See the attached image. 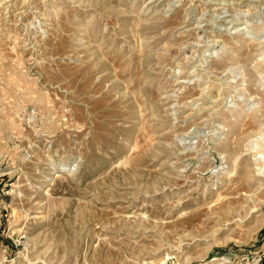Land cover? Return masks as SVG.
Listing matches in <instances>:
<instances>
[{
  "label": "rangeland",
  "instance_id": "rangeland-1",
  "mask_svg": "<svg viewBox=\"0 0 264 264\" xmlns=\"http://www.w3.org/2000/svg\"><path fill=\"white\" fill-rule=\"evenodd\" d=\"M262 184L264 0H0V264H264Z\"/></svg>",
  "mask_w": 264,
  "mask_h": 264
},
{
  "label": "bare ground",
  "instance_id": "bare-ground-1",
  "mask_svg": "<svg viewBox=\"0 0 264 264\" xmlns=\"http://www.w3.org/2000/svg\"><path fill=\"white\" fill-rule=\"evenodd\" d=\"M57 177V176H56ZM263 185L264 184H262V187H263ZM254 199V198H253ZM240 205V204H239ZM254 206V205H253ZM241 207V206H240ZM239 207V208H240ZM242 209H245L244 211H248V209H247V207L245 206V204L244 205H242V207H241ZM255 209V208H254ZM239 212V211H238ZM232 216V215H231ZM243 218V217H242ZM245 219V218H244ZM262 224V220H260V222H259V224H258V227L260 226ZM246 233V232H245ZM161 262H163V260L161 261ZM160 262V263H161ZM154 264V263H153ZM212 264H218V262L217 261H214V262H212Z\"/></svg>",
  "mask_w": 264,
  "mask_h": 264
},
{
  "label": "trees",
  "instance_id": "trees-1",
  "mask_svg": "<svg viewBox=\"0 0 264 264\" xmlns=\"http://www.w3.org/2000/svg\"><path fill=\"white\" fill-rule=\"evenodd\" d=\"M264 236V229L261 231V233L259 234V238L262 239V237Z\"/></svg>",
  "mask_w": 264,
  "mask_h": 264
}]
</instances>
